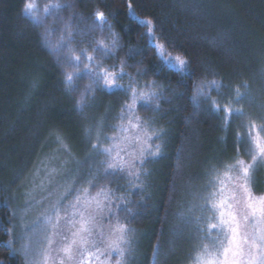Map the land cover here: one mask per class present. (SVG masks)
I'll return each instance as SVG.
<instances>
[{"label": "trees", "instance_id": "16d2710c", "mask_svg": "<svg viewBox=\"0 0 264 264\" xmlns=\"http://www.w3.org/2000/svg\"><path fill=\"white\" fill-rule=\"evenodd\" d=\"M33 0H30L32 2ZM61 4L59 9L52 5ZM136 14L154 24L157 43L171 56L189 62L183 73L162 64L142 27L129 16L128 0H34L26 14L25 0H0V261L22 264L12 242L14 196L24 178L48 156L55 142L68 143L84 169L79 185L89 191L110 189L111 205L120 222L132 229L126 264H184L193 247L178 252L181 228L194 242L199 216L198 199L213 168L249 155L246 125L264 122V0H132ZM108 17L104 30L94 26V13ZM42 21V23H41ZM72 25L77 55L93 52L96 42L111 45L113 55L104 67L125 75L118 83L125 90L96 86L84 69L68 65L67 48L53 46L67 39L65 24ZM48 32L51 44L45 42ZM80 78L76 79V72ZM65 73L74 82H65ZM216 81L206 89L221 106L241 108L247 117L215 112L196 86ZM155 83L154 89L147 87ZM92 84V90L87 91ZM129 85L155 91L151 107L137 103L135 116L144 123L155 153L137 163L139 179L106 168L100 147L110 142L122 122L121 111L130 103ZM247 85V87H244ZM251 99L235 103V89ZM83 94V100L81 102ZM80 102V103H78ZM127 114V113H126ZM96 130L93 139L88 131ZM144 135V132H140ZM146 139V137H145ZM96 144L100 147L93 148ZM105 148V147H104ZM93 149L97 158L91 156ZM88 156V158H87ZM99 161L97 164L96 162ZM93 162V166H92ZM96 164V166H95ZM96 167V168H94ZM98 169V170H97ZM95 187L89 185V181ZM253 189L264 192V166L255 173ZM262 188L258 187L261 184ZM119 198V199H118ZM193 208V212L188 209ZM183 214V215H182ZM117 217L112 218L116 222ZM188 242V243H189ZM191 244V243H189Z\"/></svg>", "mask_w": 264, "mask_h": 264}, {"label": "snow or ice", "instance_id": "6c2138e0", "mask_svg": "<svg viewBox=\"0 0 264 264\" xmlns=\"http://www.w3.org/2000/svg\"><path fill=\"white\" fill-rule=\"evenodd\" d=\"M61 7L59 3L52 5L53 9ZM33 8L34 4L30 0H25L23 11L30 14ZM128 9L129 16L146 28L145 35L155 48L156 55L162 64L183 73L189 67V62L180 56H171L164 44L157 43L153 22L150 19H141L136 14L132 0H128ZM105 25L111 30L112 26L108 24V17L104 12L97 10L94 13V26L103 31ZM64 27L67 39L53 47L56 50L61 47L67 48L64 59L68 65L77 69L82 66L84 75L96 86L125 90L124 85L118 83L125 75H128L124 70V62L120 63L118 72L115 71L116 66L110 70L104 67L102 62L103 58L115 53L118 47V34L110 32L111 45L103 40L96 42L92 51L100 55L99 60L89 54L87 49L81 50V55L84 56V60H81V56L77 55L72 47V25L66 23ZM64 76L67 84L71 85L74 82L72 73H65ZM75 78H80L79 71L76 72ZM213 86L217 91L221 88V85L214 80L207 84H198L197 95L193 99L195 100L197 96L203 97L213 111L225 114L226 123L233 116L247 117L248 114L243 109L230 107L227 103L221 106L218 101L213 100L206 90ZM147 87L154 89L156 85L153 82ZM91 90L92 84L88 86L86 92ZM126 91L129 93L130 103L124 105L120 120H126L128 126L124 127L121 124L116 127V130L130 132L135 129L137 133L144 132L146 139L143 145L140 136L134 134L124 137L128 144L123 147L117 144L118 137H108L113 147L104 148L96 144L92 147H100L102 154L110 157L105 162L107 170L127 172L128 175L139 179V173L136 171L137 163L143 164L146 154L158 153L159 147H156L154 153L152 145L147 144V140L152 137L146 132L140 118L135 116V108L137 103L144 107H151L158 97L155 91H138L131 85ZM234 91L235 103L250 101L251 97L247 93L240 92L238 88ZM82 100L83 94L81 102ZM126 113L132 115L127 116ZM245 127L249 145V161L235 159L232 163L223 164L220 169L213 168L210 173L206 188L207 195L201 197L204 203L198 206L200 215L194 217L197 231L202 235L199 237L201 244L190 257L192 264H264V196L255 195L251 187L255 180V172L259 167L264 166V122L257 125L252 121ZM121 153L129 159L125 160ZM88 183L92 187L96 186L91 180ZM70 193H74V199L64 203ZM237 193L241 195L237 196ZM112 195L110 189L103 188L96 196H92L89 188L86 187L77 190L66 189L52 205L51 214L43 218V234L37 241L36 249L33 250L28 244L23 246L26 257L30 251L34 252V257H39L38 260L33 259L30 264H126L132 229L118 219L117 210L111 205ZM188 211L191 213L194 209L189 208ZM105 212L109 220L117 217L116 223L111 225L107 233L100 230L96 223L97 216ZM65 229H68L67 233ZM203 241H209L210 244ZM11 243L9 241V245ZM0 264L3 262L0 261Z\"/></svg>", "mask_w": 264, "mask_h": 264}, {"label": "rangeland", "instance_id": "374dc122", "mask_svg": "<svg viewBox=\"0 0 264 264\" xmlns=\"http://www.w3.org/2000/svg\"><path fill=\"white\" fill-rule=\"evenodd\" d=\"M31 3H34V0ZM33 9L31 13H33ZM48 32L49 31H46L44 35L47 45L49 43L51 44L52 42H50V40L48 39ZM262 113L264 116V111ZM126 115L131 116L132 114L127 113ZM121 124H123L124 127L128 126L126 120L122 121L119 125ZM134 134H138L140 136L141 144L143 145L145 137L142 133H137L135 129L130 132L115 131L113 133V136L111 137H118L117 144L123 147L128 144V142L124 140V137H130ZM88 136L92 139L93 137L95 138L97 136V131L94 129L88 131ZM104 147H113L112 141L110 140V142H107L106 146ZM90 153L93 158L94 156L97 158L98 153L94 149L93 151H90ZM100 154H102L101 151ZM133 155H136V153H133ZM121 156H124V154L121 153ZM102 159L108 161L110 157L102 154ZM124 159L127 160L129 159V157L124 156ZM239 159L249 161V155L245 158ZM84 160L86 161V159ZM84 160L81 161L80 159L75 158L73 149L68 143L55 142L52 144V148L49 151L46 159L43 160V162H41L33 172L27 175L24 178L23 183H21L20 189L14 196V205L12 208V245L14 246V251L19 255L22 264H30L33 259H39V257H34L33 251H30L26 257L23 251V246L28 244L33 250L36 249L37 241L42 238L43 234V218L51 214L52 205L57 201V199H59L60 195L64 193L68 188L77 190L81 187H84L79 185L78 183L79 179L82 178V172L84 169V166L82 165L83 162H85ZM96 163L98 164L99 161H97ZM259 168L257 169V171L259 170ZM261 168H263V166ZM209 179L210 176L208 177V180L205 184V187L203 189L204 192L203 194H201L202 196L207 195L206 188L209 183ZM254 184L255 181L251 187L253 192L255 193L253 189ZM85 187L87 188V186ZM258 187L262 188V182L261 184H258ZM100 190L101 189L89 192L92 196H96ZM240 195L241 194L237 193V196ZM255 195L264 196V192L259 195L255 193ZM201 197L198 199V205H202L204 203ZM73 199L74 193H70L65 198L64 203H67ZM96 223L100 230L107 233L111 225H114L116 222H112V220H109L107 218V213L105 212L97 216ZM67 231L68 229H65V233H67ZM180 232L181 236L178 238L179 248L177 253H180L181 249H184L188 246L193 247L191 250V255H193L196 249L201 244V240L199 239V237L202 235V233L195 231L196 235H192L195 241L189 242L190 239L186 238L189 232L188 227L181 228ZM214 235L217 234L214 233ZM188 242L191 244H189ZM203 243L210 244L209 241H203ZM190 257L189 260L184 264H192Z\"/></svg>", "mask_w": 264, "mask_h": 264}]
</instances>
